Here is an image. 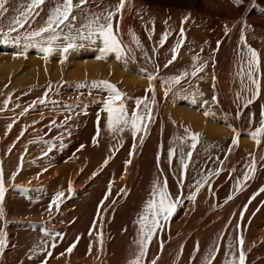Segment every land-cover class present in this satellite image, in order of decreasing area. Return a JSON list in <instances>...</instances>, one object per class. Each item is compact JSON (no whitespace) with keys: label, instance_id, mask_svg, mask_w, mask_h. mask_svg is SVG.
Listing matches in <instances>:
<instances>
[{"label":"bare ground","instance_id":"1","mask_svg":"<svg viewBox=\"0 0 264 264\" xmlns=\"http://www.w3.org/2000/svg\"><path fill=\"white\" fill-rule=\"evenodd\" d=\"M212 2H214V1L213 0H203L202 4L204 6H207L208 8H212V5H213ZM131 3L132 2H130L128 4V6L124 12V17H123V21H122V31H121V37H122L123 41L126 44H128L132 49L131 54H126V56L124 58L126 61H124V60L117 61L115 59L114 55H111L104 60H97L95 57H96V55H98V51L95 47H92V46H90L89 50L94 51V52L90 53L88 51H80V50H83V48H81L80 50H77L75 52L70 53L68 55V59L65 60L63 63L60 62L58 55H54L53 57H50L49 60L47 62H45V60L41 58L42 54L37 49H34V48H29L27 50V58H24V56H22V55H19V56L17 55V53H19L23 50V48L17 49L18 48V47L16 48L17 45L9 43L6 45V48L0 47V84H1V81L5 80V81H3L4 83H2L0 85V99H2L4 101L5 99L8 98L9 93L11 94V97H12L10 100L12 107L10 105H8V108L6 111L5 110L0 111V152H1V155H2V153L5 154V155H2L5 158L4 159L2 157V170H3V181H4V187H5V197H4L2 205H0V207L3 208V215L0 216V230H2L4 232L6 228L7 229L9 228L11 231L10 232L11 235L9 237L8 236L6 237V243L8 246L6 248H4L2 251H0V257L5 258V261L2 264H4V263L13 264L14 262H16L18 260L24 261L23 258H24L25 253L28 252V254H32L31 249L34 246L42 244L43 241H45V240H48L49 244L51 243V240H49V238L46 237L42 231H40L41 229L46 227V226L45 227L43 226V224H45L43 220H46L47 218L50 217V214L48 211H46V209H47L48 203L51 200L52 195L55 192L61 191V192L65 193V197L67 196V193H69L67 191L68 186H69V182H71V185H72L71 195H73V199L75 202L70 203L71 201H73V199L70 198L68 200V201H70L69 203L61 204V206H60L61 214H62L63 210L67 209L68 207H71V208H73L72 210L75 209V211H74L75 214L82 215L81 213H78V211H79V209L77 208V206H78V207H80V209H82V211L85 212L84 213L85 216L84 217L78 216V219L77 220L75 219L76 221H74L72 223L74 218H73L72 214H70V218H73V219L71 220L68 217H67L68 219H66V221L70 220V222L72 223L69 225L70 227L68 226L66 229L60 228L59 230L56 229L54 231L49 230L51 232H62L64 234L65 238L62 241L57 239L56 243L58 245L55 249H51L50 247H48V245H44L45 251L40 252L39 260L37 262L39 263L40 260H44L42 258H44V257L46 258V252L47 251H52L53 254H57L59 251L62 252L66 248V246L69 247L70 243L72 242V240H74L76 235H79V237H80L79 231H82L84 233L85 232L89 233V230H87V228H92V216H94V213L97 211L96 207L98 206L99 202L101 201L100 199L101 198L103 199V197H104L103 194L105 191V183L107 182V180L106 181H104V180L108 175L110 176V174H109L110 170L106 169L107 173H104L105 172L104 171L103 172L104 175H101L98 178H93L92 177L93 167L91 165H90V167L85 165L86 159L81 161L77 157H74V156L72 157V155H68L69 157H67L64 160L63 155H65V153L59 152L61 150V146H60L61 143L57 142V140L54 142L56 144L55 145L56 150L52 149V151H51V152H55L54 156H52V157H54V162H52L51 164L56 166V168H55V170L53 168L51 170L47 169V171H44V169H46L49 166V165H46L47 162H50V160H51L50 157H48V152H45L46 150H44V149L46 148L47 145H51L50 143L53 141L52 137H51L52 133L50 135L48 132H51V129L58 127V125L62 122V120L64 122V120L67 117V114H70L73 117V119H76V121H78V119L82 118L86 124L84 125L83 129L82 128L78 129L75 131V133L70 131V139H68L67 141H70L71 143L72 142L76 143L75 146L79 145L78 142H80L81 144L87 143V142L93 143L92 142L93 137L96 136V134H97V118H98V116L100 118V114H102V112H103L102 108H101L103 106V104H102V100H101V103H99L100 105L96 106V108L95 107L88 108V107H86L87 105H85V104H87V102H89V100H85V102H83V99L82 100L78 99V100H80L78 102L82 104L80 110H83V112L86 113L87 115H85V116L77 115L78 114L77 112L74 115L73 108H75L76 106L74 107L73 103L72 104L70 103L71 105H69L65 102H61L63 99V97H61V95H62V92H61V95L54 94L50 98V102H54V101L55 102L57 101L58 103L60 102L59 103L60 105H58V106L59 107L62 106L61 108H56L54 106L42 108L39 111L40 113L36 116V118L35 117H24L25 114L21 116L20 113L24 110V108L23 109L21 108V105H23L24 103L27 105L30 102V100L36 99V98H34L36 96V88L39 85H41V83L46 82L45 85H47V86L53 85V87L56 89L58 88V85L61 86L62 84L66 83V87H64L61 91H63V94L67 93V95H68V93L72 92L71 89H74L77 85H86V86L93 87L92 86L93 81L108 80L111 83L115 84L120 91L126 93L130 97H144L145 96V89H147L149 86V81L147 80L148 74L152 73V74L158 75L159 78H161L160 76H162V77H164L163 79L166 80L169 76L177 75V74L185 71L188 68L181 70V72H178V68L183 67V66L188 67L189 65H191L190 62L192 61V56L195 55L194 51H193L194 44H196V43H199V44L202 43L201 44L202 46H200V49H203V51L210 52L213 55V57L216 56L215 57L216 62L219 59L221 60L220 61L221 65L218 68V70L221 69L223 66H225L224 61H223V58L225 59L224 52H225L226 48L228 49V47L231 45V44L229 45V41H231L230 39L233 38V36L231 34L232 31L230 34L221 35V31H220L219 27H217L216 25H212V21L211 22L205 21V18L203 17L202 19H200V22H198L196 19H193L192 26L190 25L191 26L190 28H193L194 26H197V25H200V26L206 25V28L208 26H209V28L200 36L191 37L192 41L190 42V47H189V42H186V45L180 50L178 58L176 61H174L175 63L173 64L172 67H170L167 70L165 68H161V66L157 63L155 58L150 57L149 55H147V57L145 56V53H147L149 50V44L148 43H146L143 40V42H145L142 44L144 46L143 48H137L134 43H131V38L129 36V29L131 28L137 35L139 34L138 33L139 27H136L137 24L134 22L136 17L134 16L135 19L131 18L132 17V13H131L132 12V4H133V3L132 4ZM105 5L109 6V4H106V3H105ZM14 6H15V8H17L19 5H14ZM104 7L105 6H100V9H103ZM229 7L233 8V6H229ZM15 8H13V9H15ZM225 9L228 11L227 8H225ZM44 14H46V10H44V12L42 13V16L46 17L47 14L46 15H44ZM256 16H258V15H256ZM259 17H260V15H259ZM259 17H257V18H259ZM259 20H260V18H259ZM138 21H139V19H138ZM190 21H192V19H190ZM180 26L181 25H179L178 31L180 30ZM185 27L188 28V25H185ZM187 32L188 31H186V33ZM188 36L189 37L191 36L190 31L188 32ZM248 38H249V36H248ZM217 40H220L222 43L220 45L219 50L214 53L213 50L217 48ZM255 42L256 41H250L249 40V45H251V46L253 45V48L257 49V51H258L259 44L255 43ZM141 43H142V41H141ZM1 45H3V43H1ZM257 45H258V47H257ZM200 57L204 59L205 54H203V56H200ZM227 59L225 62H227ZM164 61H166V60H164ZM39 63H40V68H39ZM162 63H164V62H162ZM191 63H193V61ZM153 64L160 66V70L158 73L155 72V67L153 66ZM19 65H21V66L19 67ZM145 69L147 71H145ZM215 70L217 71L216 68H215ZM212 73L214 74V71L208 72L207 76L204 74L200 75L201 77H203L202 79L195 78L194 79L196 82L195 85H193V84H191L190 86L187 85L183 89L182 88L178 89L179 85L175 86L173 88V90L171 92H169V95L176 94L177 97L175 98L176 99L175 101L171 100V98L173 99V97H171V96H169L167 99L165 98L166 96L164 95V85L162 84L161 79L154 81L155 93H156V105H155L153 114H155V112L159 108L161 114L160 115L158 114V116L161 117V119H158L156 122L151 123L150 128H149L150 132L148 131L149 135L147 134L145 136V138L146 137H148V138L144 142L145 144L143 145V147L140 149V153L139 154L137 153L138 159H136V160L138 163L143 164L144 170H142L143 168L141 169L137 163L135 165H133V168L131 166L128 167V165L126 168L125 167V161H127V160L124 158V154H125L126 149H124V152L121 153V155H120V157H122L121 161L124 160V162L122 163V166L120 167L119 172L122 171L123 177L126 176L127 172L129 173L130 178H132V177L134 178V176L138 177L139 175H144V174H146L147 176H150V174H151L150 168L156 169V166H157L156 165L157 164L156 154H157L158 147H159V149L164 147L165 151H167V152H168L170 147L175 149V155H174L175 157L174 158H176L178 156L177 160L179 162V155H178L179 154V148L177 147V144L179 143V141L177 140V138L175 139L173 136L178 137V132L181 130L182 131L185 130V128L189 129L191 132L200 133L199 142H201L200 139L203 137H206V141L207 140H209V141H222V140H220L221 138H217V137L225 136L226 137V141H225L226 145H230L229 144L230 140L233 138V136L236 133H234L233 129H231V128L227 129L226 131H224L226 128L222 129V125L224 124V126H227L228 123H225L226 121H224L225 119L223 118L225 112H224L222 94L220 93V89H219L220 85H221L219 83L220 81L218 79L219 75L218 74L216 75V73L213 75ZM221 74L223 75V73H221ZM221 74H220V77H222ZM215 75L217 76L216 77L217 79L214 82L215 83L214 90H215L216 96L218 97V107H216V109H211L210 108L211 97L210 98L208 97L207 89H208V85H210V88L213 87L212 86L213 85L212 77ZM198 80L202 82L201 88L197 87V84L200 83V82L199 83L197 82ZM188 81L189 80H186L185 83ZM5 84L8 85L7 88L4 87ZM26 87H28V88H26ZM96 89L98 90L97 92H100L98 88H96ZM26 90L28 92H30L31 94H27ZM179 91H181V92H179ZM200 93H203V95L201 96ZM20 95L22 96L21 98H20ZM73 95L71 93V96H73ZM94 95H95V93H94ZM148 95H149V97H151V93H148ZM223 95H224V93H223ZM17 97H18V99H17ZM82 97H83V94H82ZM73 98H76V95H74ZM104 98H105V96H104ZM2 100L0 101V108L4 107ZM66 100H67V98H66ZM70 100H71V98H70ZM90 100H91V103L93 105H96L95 104V102L97 100L96 98H91ZM194 100H195V102H193ZM16 101H17V103H16ZM204 101H208V103L205 104ZM26 102H28V103H26ZM70 102H72V101H70ZM75 102L76 101H74V103ZM215 104H217V103L215 102ZM56 105H57V103H56ZM162 105L169 108L170 112L166 113V111L164 110L165 108L161 109ZM225 105H227V104H225ZM128 106L129 107L133 106L132 101H128ZM48 108H51L50 110L60 111V113L57 112V114H56V112H55L54 115H50L48 113V110H49ZM66 110H69L70 113H69V111L66 112ZM205 111H209L210 115H208L206 117L204 115ZM211 113H214V115H212ZM103 114H106V113L103 112ZM163 118H165V120H163ZM58 119L61 120L60 123L57 122ZM13 121H15V123H13ZM53 121H55L56 123L52 124ZM69 121H72L71 118ZM101 121L103 122L104 118ZM101 121H99V126H101L100 125ZM9 124H12L11 130H8ZM70 124H71V122H70ZM78 124H79V121H78ZM72 125H74V123ZM72 125H70L69 127H71ZM77 126H81V123H80V125H77ZM227 128H228V126H227ZM22 129L25 131H24V135L21 136L20 133H21ZM102 129H105V128L100 127V134L97 137L98 147L93 148L94 150H98L100 144H102V142L104 141V140L102 141L100 139V137L103 134ZM69 130H70V128H69ZM236 130L238 131V129H236ZM52 132H53V130H52ZM62 132H63V130H62ZM54 134H55V132L53 133V136H54ZM241 134H243V133H241ZM64 136H65V134L63 135V137ZM185 136L187 137L186 134H185ZM185 136H183V137H185ZM109 137H111V136H109ZM245 137H244V135H240V137H239L240 138L238 140V144L240 146V148L238 149V151L240 150L239 155L240 154L246 155L247 153L250 154V153L255 152V151H256L255 154H257V151L259 154L260 153L264 154V146L257 149L255 147L256 146L255 142L249 136L246 138ZM185 139H187V138H185ZM215 139H217V140H215ZM32 141H36V142H32ZM45 141H47L48 143H45ZM185 141L187 144L188 143L191 144L190 139L185 140ZM227 141H228V143H227ZM63 142H62V144H63V147L65 148V145ZM199 142H198V144H199ZM103 143L105 144V142H103ZM198 144H197V146H198ZM254 144H255V146H254ZM139 145H140V143H139ZM221 147H223V146H221ZM10 148H11V151H9ZM76 150L77 149H75L74 152H76ZM218 151H217V153H218ZM56 152H59V153H56ZM100 152H101V150H100ZM204 152H205V150H204ZM45 153H47V155H45ZM234 154H236V157H234V159H235V158H237L238 153L237 152L233 153V151L231 150L228 158L224 161L225 163H224L223 169L229 168L228 165L233 163L231 158ZM21 157H22V160H21ZM65 157H66V155H65ZM195 157H196V155H195ZM244 157L245 156L239 157V160H241V162H243V163L246 160ZM200 159H202V158H200ZM197 160H198V158H197ZM236 160H235V163L236 162L239 163ZM88 162H87V164H88ZM18 166H20L19 170H18ZM36 167L40 168V170H38ZM232 168H230V170L227 169L229 172L225 171V173L227 172L228 174H230L229 180H231V181L233 178L232 175H234V172L231 171ZM234 168H235V166H234ZM139 169H140V171H139ZM82 170L84 173H82ZM262 170L256 175L257 176L256 180H255L256 183L253 184L252 186L250 185V189H248L247 193L254 192V190L259 185H261V187H263V185H264V169H262ZM16 172H18V174L13 178V173H16ZM236 172H238V171L236 170ZM236 174H237V176L240 175V173H236ZM224 177L226 178V174ZM214 178L215 177H213V179ZM225 178H222V179H225ZM127 179H128V177L126 178V180ZM217 179H218V177H217ZM235 180L236 179L233 178V181H235ZM83 181H85V183L87 181V183H91V184H90V187H87L84 190H81V193H87L88 195L84 196L83 194H81V198H80L81 204H79V203H77L78 202V196L77 195H79V191L76 192V190H78L79 187H81L80 183H83ZM151 183H152V181H151ZM253 183H254V181H253ZM216 184H218V183H216ZM246 184H247V182H246ZM138 185L139 184L137 183V186H136L137 188H138ZM121 186H120V188H121ZM25 189H27L28 191H24ZM41 189H43V191H41ZM207 189L205 190V192H200V194L197 196L194 208L197 209L200 206L203 207L201 200H205V199L206 200H205L204 204H206V202H207V203H210L211 207H213L214 203L212 200L216 199V197H217V199H219L218 196L220 197V195H222L220 193V191H222L223 189L220 188L217 192L214 191L216 194L213 195V193H211V202H209L208 201L209 196L207 197V193H206ZM131 190H132V188H131ZM250 195H252V194H250ZM198 197H200V198H198ZM246 197H247V195H246ZM246 197L244 199H246ZM106 201L107 200H105V202ZM239 202H241V201H239ZM239 202H238V204H239ZM238 204H236V205H238ZM241 205H242V203H241ZM235 206L233 205V207H231V208L230 207L226 208V212H224V213H226L225 215L227 216V222L226 221L223 222L224 221V218H223L222 221H220L218 223L215 222L216 224L212 228H200L199 231L195 232L192 235V237H189V238H187L188 232L191 229L194 230L195 228H193V227L188 228V229L186 228V230H184V233L182 231L183 235L177 237L173 242L168 243V245L164 246V251L162 253L161 259L159 260V264H165L166 261H169L167 259L169 258L170 254L173 253V250H174V248L171 247L172 244L180 245V247H181V245H183L184 250L182 252V258L184 259L187 255L185 250L187 248H190L192 245L194 246L196 244L194 242L198 240V237L200 235H202V237H200L201 238V249H200V254H199L197 260H199V257H201V259H202L203 256L206 254V251L214 243H218V242H220V245H221L220 253H219L220 255H218L219 256L218 259H219V261L225 260L226 257H223L222 255H224V253L227 251L228 244L233 243L235 241V237L237 236L236 234H238V233H236L237 229L235 228L236 217H234L235 219H233L232 223H229L230 217L232 215L236 216L235 212H237L236 211L237 207L235 208ZM71 208H69L70 210L69 209L68 210L71 211ZM54 209H55V206H53V210ZM119 209H116L113 212L114 214L116 213L115 217L117 215L119 216ZM195 210H194L195 215L201 217L200 214H196ZM262 210H264V206L262 207ZM206 211H207V208H206ZM208 212H211V211H208ZM261 212L262 211L260 210L259 213H261ZM129 213H130V211H129ZM63 216H62V219H63ZM256 216H260V215H256ZM29 217H32L31 218L32 220L34 219L37 221H41V222H38L40 224H36V223L31 224L28 220ZM256 218H258V217H256ZM256 218L254 217V219L250 223L249 228H246L248 226V219L244 220L245 222L243 221L245 223V224L243 223L244 226H243V224L241 225V227H244L242 232H243L244 240H245V244H244V246H245L244 250L245 251L247 249H249V247L251 245L256 244L259 241L264 239V233L258 234L257 233L258 230L256 231V228H250L253 225H256ZM7 219L8 220L11 219V221L13 220V222L9 221V223H8ZM50 221L53 222L52 220H50ZM57 221H60V219L55 218L53 223H55ZM66 221H64L63 223H65ZM113 223H115V225H118L117 221H115V219L113 220ZM189 224L191 225V223H189ZM227 225H229L230 228H225ZM50 226H53V228H59V224H57L58 227L54 226L53 224H50ZM229 226H227V227H229ZM204 229H206V231ZM116 230L117 229H115L114 231H116ZM203 230L205 232H202ZM86 233H85V235H86ZM221 233H225V235H224L223 239H218V237L221 236ZM74 234H75V236H74ZM114 234L117 235V238L115 240V243L111 246V249L109 251L107 264H127V261L131 258V256H130L131 254L129 252L130 249L128 247H130V248L133 246L135 247V245L131 246V244L128 243L129 246H127L128 244L125 245L126 250L128 249V251H126L124 247H123L124 248V250H123L122 246H121L123 243V240H122V243L120 242L122 237L116 233H114ZM259 235H261V236H259ZM203 236L206 238H204ZM124 238H125V236H124ZM182 238H184V240H182ZM84 239H85V237H82L80 249H83L84 246L86 247V245H85L86 241ZM95 240L97 241V239H95ZM131 240L132 239H130V241ZM60 248H62V249L58 251V249H60ZM175 249H178V248L175 247ZM180 249L178 250V253H180ZM102 252H104V251H102ZM158 252H159L158 243L154 242V245L152 246L151 250L149 248V253H148V259L150 258L149 262L151 261L152 258H154V256ZM189 252L190 251H188V253ZM260 252H264V245H262V247L260 249L257 248L255 251L252 252V254L247 256L248 260H251ZM62 253H64V251ZM59 256H61V255L59 254ZM52 258H53V256H52ZM52 258L50 257V259H52ZM65 258H66V256H65ZM49 260H47V263L52 264V262H51L52 260H50V261ZM176 260H178V259H176ZM192 260H194V259H192ZM197 260H194L192 264H200L199 261H197ZM262 260L263 261L259 264H264V259H262ZM87 261H88V259H87ZM178 261H179L178 264H185V262L182 260H178ZM188 261H190V260H188ZM63 263L66 264L65 261ZM218 263L223 264L222 262H218V261H217V263H214V264H218ZM25 264H27V263H25Z\"/></svg>","mask_w":264,"mask_h":264},{"label":"rangeland","instance_id":"2","mask_svg":"<svg viewBox=\"0 0 264 264\" xmlns=\"http://www.w3.org/2000/svg\"><path fill=\"white\" fill-rule=\"evenodd\" d=\"M213 1L214 2H212V4H213L212 8H208L207 6H204L202 4L203 0H132L131 2L133 4L131 3L132 4V12H131L132 13V17L131 18L135 19V17H136L134 22L137 24L136 27H139L138 28V30H139L138 36H140L139 38L141 39L142 44L145 43V42L149 44V50H148L147 54L150 57L155 58V60L161 66V68H164L163 65H164V63H166L167 59H171V51L170 50H171V48L173 47V45L176 43V41L178 39V33H179L178 28H179V25H180V21H181V19L184 16L188 15L189 13L191 14L192 21H189L188 24H186V25H188V28L185 27L186 31H188V32L190 31V33H191L190 37L188 36V32L186 33V36H187L186 42H189V47H190V42L192 41L191 37H193V36L198 37L201 34H203L209 28V26L206 28V25H201V26L197 25V26H194L193 28H190L192 26L193 19H196L198 22H200V19H202L204 17L205 21H207V22H211L212 21V25H216L217 27H219V29L221 31V35H223V34L225 35L226 26H227L228 34H230L231 31H232L231 34H232L233 38L230 39L232 42L229 41V45L230 44L231 45L228 47V49L226 48V50L224 52L225 59L223 58V61H224V65L225 66H223L221 69L218 70V68L221 65L220 64V61H221L220 59L216 62L215 61L216 60V58H215L216 56L215 55H214L215 57H213V55L210 52H208V51H203V52L200 51L201 50L200 46H202L201 45L202 43L194 44L193 51H194V54L199 53L200 56H203V54H205L204 59L203 58L202 59L209 61L208 66L205 68L203 73L199 74V76L203 75V74L207 76L208 72H210V71H212V72L214 71V74L216 73V75L217 74L219 75L218 79L220 81L219 83L221 84L219 89H220V93L222 94L223 106H224V112H225L223 118L225 119L224 121H226L225 123H228V125H227L228 128H227V126H224V124H223L222 125V129L226 128L224 130V131H226L229 128H231V129L235 128V129H238V132L240 133V135H244V137L247 135L246 137H248L249 136L248 132L250 130H254L255 127L259 126V121H260V118H261L260 117V113H261V110H262V106H264V79L261 80V83H262V95L254 104L250 105L248 108H243L242 107V105L244 103L243 99H241L239 101V103H237V101H236V93L238 91H241L240 79L236 75V73L238 72V51L243 50V45L240 43V36H241L242 33L245 35L247 45H249V40L250 41H256L255 43L259 44V47H258V45H257V47H258V53L260 54V57H261V72L264 73V27H263L264 26V0H241L240 4H235L233 2V0H213ZM24 2H25V0H11V3L8 5L10 11H9V13L6 14V16H5L4 20H3V24L4 25H7L9 17L15 15V13L13 11H11V9L15 8L14 5H20V4L24 3ZM98 2H99L100 6H105L106 7V5H105V3H106V4H109V6H113L114 7L118 3V0L117 1L116 0H98ZM229 6H233V8L229 7ZM51 7H53V3L50 0L49 3H47V4L42 6L41 16H42V13L44 12V10H46V14H47L49 8H51ZM91 7L93 9L95 8L97 10V5L96 4H92ZM225 8H227L228 11ZM46 14H44V15H46ZM256 15H258V16H256ZM259 15H260V17H259ZM141 17H142V19H141ZM169 17H171V19H168ZM257 17H259L260 20ZM44 18H46V17H44ZM138 19H139V21H138ZM165 20H168L167 24L164 23ZM151 21L155 22V33L152 35V39L149 40L148 39L149 32L152 29ZM40 22L42 23V20ZM166 28L169 29L173 34L169 36V38H168L167 42L165 43V45L163 47H160L159 46V39H160L161 34L165 31ZM146 29H148V31H146ZM248 36H249V38H248ZM143 40L145 42H143ZM6 45L7 44L1 45V43H0V47H2V48H6ZM249 46H251V45H249ZM251 47L253 48V45ZM16 48L19 49V48H22V46H16ZM89 48H90V46H86L85 48H83V50H80V49H78V50H80V51H88L90 53L94 52V51H90ZM153 48L156 49V53L152 52ZM255 50H257V49H255ZM226 59H227V62H225ZM164 60H166V61H164ZM124 61H126V60L124 59ZM162 62H164V63H162ZM191 62H190V64L192 65ZM173 64L170 65L167 69L172 67ZM191 65H189L188 67L187 66H183V67L178 68V72H181V70H183L185 68L189 69ZM20 66L21 65H19V67ZM153 66L155 67L156 64H153ZM39 68H40V63H39ZM215 68L217 69V71L215 70ZM221 73H223V75ZM220 74H221L222 77H220ZM216 75H215V77H217ZM160 77L161 78H159V80L160 79H161V81L165 80V79H163L164 77H162V76H160ZM194 79L195 78L189 77L188 80H190L191 83L189 81L185 83L186 80L182 81L181 82L182 84L179 85L178 89H181V88L183 89L187 85L190 86L191 84L195 85L196 82H195ZM3 81H5V80H3ZM3 81H1V84L4 83ZM197 82L198 83L200 82L199 84H197V87L201 88L202 82L199 81V80ZM45 83L46 82L41 83V85H39L36 88V96L34 98H36L37 100L36 99L30 100L29 103L26 102V103H28L27 104L28 106L24 103L23 105H21V108L25 109L26 107H29V105H31L33 101H35V100L38 101L39 98L44 97V93L45 92H47L46 102L44 104L37 103L35 108H29V112H26L25 113L26 116L24 115V117H35L36 118V116L40 113L39 111L42 108H46V107H50V106H54L56 108H61L62 106H60V107L58 106V105H60L59 104L60 102L59 103L57 101L56 102L54 101L55 103L54 102H50V98H51L52 95H54V94L61 95V92H62L61 97H63L61 102H65V103H67L69 105H71L73 103V106L74 107L76 106L75 108H73L74 115L77 112L78 113L77 115H81V116L82 115L85 116L87 114L84 113L83 110H80L82 104L78 102V101H80L78 99H81V100L83 99V102H85V100H89V102H87V104H85V105H87L86 107H88V108L95 107L96 108V106L100 105L99 103H101V100H102V104H103V100H105L107 98V96H108V93L106 92V90H104L102 88H98L100 92H97L98 90L95 87H90V86L83 85L82 87H77L76 86L75 87L76 89L74 88L75 90L71 89L72 90V92H71L72 95L73 94L76 95V98H73L74 95L71 96V93H68V95H67V93H64L65 94L64 95L63 91H61L64 87H66V83L62 84L61 86L58 85L57 89L54 88L53 85H51V87L49 88V86L45 85ZM26 88H28V87H26ZM181 91H179V92H181ZM93 92L95 93L96 96L94 95ZM26 93L27 94H31L27 90H26ZM223 93H224V95H223ZM82 94H83V97H82ZM207 95H208L209 98L211 97L210 108L211 109H216V107H218V103L215 104V102L214 103L212 102V96L216 95L214 87L210 88V85H208ZM242 95H243V93H242ZM104 96H105V98H104ZM169 96L173 97V99L171 98V100H173V101L176 100L175 99L177 97L176 94H173V95H169L168 94V96H166L165 98L167 99ZM21 97L22 96L20 95V98ZM66 98H67V100H66ZM70 98H71V100H70ZM91 98H96L97 99L96 102H95L96 105H93L91 103V100H90ZM17 99H18V97H17ZM1 100L2 99H0V101ZM70 101H72V102H70ZM74 101H76V102L74 103ZM2 102H3V100H2ZM16 103H17V101H16ZM56 103H57V105H56ZM132 104H133V102H132ZM225 104H227V105H225ZM9 105L12 107L11 103ZM163 106L164 105H162L161 109L165 108L164 110L166 111V113L170 112L169 108H167L166 106H164V107ZM48 109L47 110H48V113L50 115H54L55 112H56V114H57V112L60 113V111L50 110L51 108H48ZM68 111L69 110H66V112H68ZM238 112L240 113V117L239 118H237V113ZM69 113H70V111H69ZM253 113L255 114V120H254V122L252 124H250L249 123V117H250V114H253ZM158 114L159 115L161 114L159 108L154 114V116H155L154 117V122H156L158 119H161V117H159ZM67 117H71L72 121H69L70 119L69 120L67 119V122H65L66 121V119H65L64 122L62 120V122L60 123L61 120L58 119L59 121L57 120V122L60 123L58 125V127L54 128V129H51V132H48L50 135L52 133L51 137H52L53 141L50 143L51 145H47L46 148L44 149V150H46L45 152H48V157H50V159H51L50 162H47L46 165H49V166L46 169H50L51 170V169L54 168V170H55V168H56V166L51 164L52 162H54V157H52V156H54L55 152H51L52 150L49 151V147H51V149H53V150H56V147H55L56 144L54 142L56 140L59 143H62L64 141L63 143L65 145V148L61 147V150L59 151V152H64L65 153L66 157H65V155H63L64 156V160L67 157H69L68 155H72V157L73 156L77 157L81 161L86 159L85 160V165H87L88 167H90V165H91L93 167V173H97V175L94 176V177L92 175L93 178H98L99 176L104 175V173H107L106 169L110 170L109 171L110 176L108 175L105 178V180H104V181L107 180V182L105 183V191H104L103 196L107 192L110 182L112 184V189H111V195H110L109 199H107L106 202L104 201V209H108V211L104 212V210L101 209L102 210L101 212L103 213L104 220H105V223L103 225V239H104V243H103V250H102L104 252H102L100 250V244H99L98 240L97 241L95 240L96 239L95 235L90 237L89 233L85 232L86 233V235H85L84 232L79 231L80 232V239H79V241L77 243V246L74 248V250H73V252L71 254H68L66 252V249L68 248V246H66V248L63 250L64 251V255L59 256V254H61L63 252V251L62 252L59 251V250L62 249V248H60V249H58V251L60 253L58 252L57 254H53V258L51 257L52 259H50V258L49 259L52 260L51 261L52 264H64L63 263L64 261H65L66 264H107L108 263L107 259H108L109 251L111 249V246L115 243V240L117 238V235H115L114 233H116V234H118V235H120L122 237L120 242L122 243V240H123V243L121 245L123 250H124V248L126 250V246L125 245H127L128 243L131 244V246L134 245L133 244V240L136 237V232H137V225L134 223V221L137 219L138 213H140L142 211V206H143L144 202L146 201V199L149 196L151 185H152L151 181L153 182V180L157 177L158 168H157V166H156V169H153V168L151 169L150 168V171H151L150 176H147L146 174H144V175H139L138 177L134 176V178L133 177L130 178L129 173L127 172L126 176L123 177L122 176V171L119 172V169L122 166V163L124 162V160L121 161L122 157H120L121 153L124 152V149H126L125 150V154H124V158L126 160H129V158L132 160V163L129 164L128 167L131 166L133 168V165H135L137 163L138 166H140L141 169L143 168V164L138 163L137 160H136V159H138L137 155L140 153V149L145 144V143H143V145H139V135H143V133L138 134V137H137V139L135 141V143L137 144V147L135 149V153L136 154L134 153V155L132 157H129V152L132 150V145H133V142H134L130 131H125V132L119 133V134H115V133L109 132L108 129H107L106 120H105L107 118V114H103V112H102V114H100L99 121H101L104 118L105 122L101 121L100 122V125H101L100 127H103L105 129H102V133L104 135L102 134L100 139L102 141L104 140L103 142H105V144L102 142V144H100V146H99V149L98 150H94L93 148H97L98 144L94 145L91 142H87V143L81 144L80 142H78L79 145L75 146L76 143L72 142L73 143L72 144L70 141H67L68 139H70V131L75 133L76 130L81 129V128L83 129L84 125L86 124L83 121L82 118L78 119V121H79V124H78V121H76V119H73V117L70 114H67ZM163 120H165V118H163ZM70 122H71V124H70ZM72 122L74 123V125H72L73 124ZM80 123H81V126H77V125H80ZM233 123L234 124L236 123V124L234 125ZM70 125H72V126L69 127ZM229 125H231V127ZM69 128H70V130H69ZM52 130H53V132H52ZM62 130H63V132H62ZM54 132H55V134L53 136ZM184 132H185V130L179 131L178 132V137H182L184 139L187 138L185 140H188L189 138L185 136L186 133H184ZM241 133H243V134H241ZM64 134H65V136L63 137ZM240 135H239V137H240ZM109 136H111V137H109ZM183 136H185V137H183ZM173 137L175 139L177 138V136H173ZM147 138L148 137L144 138V142L147 140ZM217 138H221L220 140H222V141H209V140L206 141V137H203V138L200 139L201 142H199L198 146L193 151L192 162H191L190 167L188 169L187 178L185 180V187L181 190L183 192V194L186 195L189 191H191L192 189H190L188 187V185L193 184L195 179H198L200 175L206 174L207 170L216 169V168H219V167H222V169H223V166H224L225 162L221 166L220 164L217 163V161L218 160L225 161L226 160L225 156H227V157L229 156V149L230 148L233 151V153L237 152L238 156L235 159H234V157H236V154H234L232 156L231 159H232L233 163L230 164L231 166L228 165L229 168H227V169L230 170V168H232V167L234 168V166H235V169L238 172L235 171L234 175H232V176L235 179L238 177V178H240L242 180L243 172L246 170V169H244L245 168V162H247L249 160V154L247 153L246 155L245 154L244 155H241V154L239 155V151L240 150L238 151V149L240 148V146L238 144V146L233 147L231 145V140L232 139L230 140V143H229L230 145H226V143H225L226 137L225 136H219ZM215 140H217V139H215ZM261 140H262L261 146H257V145L255 146V144H254V146L257 149L264 146V137H261ZM227 143H228V141H227ZM190 145H191L190 143H188V144L185 143L184 144L185 152H187L189 150ZM220 145L223 146V147H221ZM81 146H83V147H81ZM116 148L118 149V151H114ZM75 149H77L76 152H74ZM100 150H101V152H100ZM204 150H205V152H204ZM217 151H218V153H217ZM59 152H56V153H59ZM158 153L160 154V168H162L164 173L167 174V180H168L170 191H171V193L176 194L177 193L176 176L178 175V172H179V162L177 160L178 156L173 159V163H172V165L170 167L169 163H168V155H167L168 152L165 151V148L163 147V148L159 149V147H158L157 154ZM255 153H256V151L252 152L251 154L256 155ZM157 154H156V158H157ZM257 154L260 155V156H264V154H261V153L259 154L258 151H257ZM2 155H5V154L2 153ZM2 155H1V152H0V168H2V157L4 158V156H2ZM174 155H175V153H174ZM195 155H196V157H195ZM241 156H245L244 158L246 160L244 161V163L241 162V160H239V157H241ZM197 158H198V160H197ZM200 158H202V159H200ZM106 159H108V161H109L107 165L104 164V161ZM235 160L238 161L239 163L236 162L237 163L236 164ZM86 161L87 162L89 161L88 164H87ZM36 168L38 170H40V168H38V167H36ZM261 168L264 169V162H261V163H259L257 165V171L255 172L253 177L250 180L247 181V184L244 185L245 186L244 190L240 191L238 193H236L234 191V185H235L236 180L233 181V178H232V181L229 180L230 174L227 173L229 171L227 169H223L220 172L219 176H213V177H215L214 179L212 177V179H211L212 191L211 192L207 189V186L204 189L201 190V192H205V190L207 189V191H206L207 197L209 196L208 201L211 202V193H213V195H214V194H216L214 191L217 192L220 188L223 189L222 191H220V193L222 195H220V197L218 196L219 199H217V197H216V199L212 200L215 207L214 206L211 207L210 203H207V202H206V204H204L205 200H206L205 199V200H201L203 207L200 206V207L197 208L198 209L197 210L196 208H194L195 207V203L187 201V199H185L183 205L177 209L176 213L171 218V220L168 223V225L166 226L165 230L163 232L158 233L157 237L154 238V242L158 243V246H159L160 241L162 240L164 242V246H165V245H168V243L173 242L177 237L183 235L184 230H186V228L187 229L188 228H192V227L195 228L194 230L191 229L188 232L187 238H189V237H192V235L195 232L199 231L200 228H212L216 223L222 221L223 218H224L223 222H225V221L227 222V216L225 215L226 213H224V212H226V208H229V207L231 208V207H233V205L235 206L236 204H238L239 201H241V202H239V204L235 206V208L237 207V209H236L237 212H235L236 216L232 215L230 217L231 223H232L233 219H235L234 217H236L235 225L237 223H240L242 225L245 222L244 220L248 219V226L246 228H249L250 223L252 222L254 217L255 218L258 217V218H256V225H253L254 227L252 226L250 228H256V231L258 230L257 231L258 234H263L264 233V212H263L264 210H262V207L264 206V193H260L259 195H257L256 198L253 199L250 204H248L249 198L252 197L254 193L258 192V190L261 188V185H259L257 187L258 189L256 188L254 190V192L247 193L248 189H250V185L252 186L253 184L256 183L255 182L256 177H257L256 175L262 170ZM232 169H231V171H232ZM142 170H144V168ZM139 171H140V169H139ZM225 171H227V172L225 173ZM82 173H84L83 170H82ZM236 173H240V175L238 174L239 176H237ZM225 174H226V178L224 177ZM127 177H128V179L126 180ZM217 177H218V179H217ZM222 178H225V179H222ZM253 181H254V183H253ZM137 183L139 184L138 188L136 187ZM216 183H218V184H216ZM90 184L91 183H87V181H86V183H85V181H83V183H80L81 187H79V189L76 190V192L79 191V195H77L78 196V202L77 203L81 204L80 203L81 202V200H80L81 194H83L84 196L88 195L87 193H81V190H84L85 188L90 187ZM119 185L121 186V188H125L127 190V195H124V194L118 195V193H120V189H121ZM263 187H264V185H263ZM131 188H132V190H131ZM229 194L233 195L234 198L232 200L228 201L227 203H225V200H226V198H227V196ZM250 194H252V195H250ZM246 195H247V197H246ZM69 196H70L71 199H73V195L67 193L66 197H69ZM245 197H246V199H244ZM70 198L65 199V202L62 203V204L69 203L70 201H68V200ZM198 198H200V197H198ZM114 200L116 201L115 204L112 203ZM74 202L75 201L73 199V201H71L70 203H74ZM241 203H242V205H241ZM245 204H247L248 207H247V211L244 213V218L245 219L241 220L239 214L243 210ZM109 205H111V207H109ZM69 208H71V207H68L67 209L63 210L62 214H61V211H60L61 209H59L60 212H56V210L54 209L53 212H52L53 214H51V217L53 219L52 218L50 219V217H49L46 220H43L44 223H45V224H43V226L44 227L46 226L45 228H48V230H51V231H54L56 229L59 230L60 228L66 229L70 224H72L74 221H76L78 219V216H80V217H84L85 216V214H84L85 212L82 211V209H80V207L77 206V208L79 209L78 213H81L82 215L75 214V212H74L75 209L72 210L73 208H71V211H69L70 210ZM206 208H207V211H206ZM96 209H97V207H96ZM116 209H119V216L117 215L115 217L116 213L114 214L113 212ZM194 210H195L196 214H200L201 217L195 215ZM260 210L262 211L261 213H259ZM129 211H130V213H129ZM208 211H211V212H208ZM96 213H97V211L94 213V216H92V226H93V220L96 218ZM70 214H72L74 219L70 218ZM61 215L62 216L64 215L63 219H62ZM256 215H260V216H256ZM67 217L69 219H71V220L73 219L72 223L70 222V220L66 221V219H68ZM31 218L32 217L28 218V220H29V222L31 224H35V223L36 224H40L38 222H41V221H37V220H34V219L32 220ZM55 218H59L61 222L57 221V222L53 223ZM114 219H115V221H117L118 225H115V223H113ZM50 220H52L53 222H51ZM7 221H8V223H9V221L13 222V220L11 221V219L10 220L7 219ZM64 221H66V222L63 223ZM189 223H191V225ZM50 224H53L56 227H58L57 224H59V228H53V226H50ZM244 224H243V226H244ZM227 226H229V225H227ZM225 228H230V226L229 227H225ZM243 228L244 227H242V229ZM90 229L91 228H87V230H90ZM115 229H117V230L114 231ZM124 229H126V231H124ZM204 230L206 231V229H204ZM204 230L202 232H205ZM182 231H183V233H182ZM4 232H5L6 237L7 236L9 237L11 235L10 234L11 231H10L9 228L8 229L6 228ZM189 233L190 234L192 233V234L190 235ZM236 233L239 234L238 230H236ZM238 234H236V235H238ZM242 235H243V232H242ZM74 236H75V234H74ZM77 236H79V235H76L74 240H72L71 243H73L76 240ZM124 236H125V238H124ZM259 236H261V235H259ZM82 237H85L84 240L86 241V244H85L86 247L84 246L83 249H80L81 248L80 245H81ZM200 237H202V235H200L198 237V240L195 241L194 243L197 244V242H199L200 249H201V238ZM129 238L132 239V240L130 241ZM204 238H206V237H204ZM243 238H244V235H243ZM182 240H184V238H182ZM154 242L152 243L153 245H154ZM218 243L220 244V242H218ZM129 244L127 246H129ZM196 244L194 246L192 245L190 248H187L185 250V252L187 254L186 257H185L186 259L185 258L183 259L182 258V254L180 255V253H178V250L181 248L180 245L172 244L171 247L174 248L173 253L170 254L169 258L167 259L169 261H166L165 264H168V263L169 264H178V262H179L178 260L184 261L185 264H189V263L192 264L194 260L198 259V256L200 254V251L198 253L193 251L194 247L196 246ZM89 245H91V248H92L91 253H90L91 255L89 254V251H88L89 250ZM151 245H150V250H151V248L153 246V245L152 246ZM262 245H264V239L259 241L256 244H253L251 246L249 245L250 246L249 249H247L246 251L244 250L245 253H246V262H245V264H259V263H261L263 261L262 259H264L263 258L264 257V252L258 253L251 260H248V257H247L250 254H252V252L255 251L257 248L260 249L262 247ZM175 247H177L178 249H175ZM128 248L130 249V251H129L130 254H132L134 252V250H135L134 246L131 247L132 249L130 247H128ZM126 251H128V249ZM188 251H190V252L188 253ZM208 251H209V249L206 251V253ZM227 251H228V249H227ZM29 255H32V254H28V252L25 253L24 258H23L24 261L23 260H18L16 262H14L13 264H25V263L34 264L35 262H36L35 264H41V262L43 261V260H40L39 263L37 262L39 260V255H36L37 257L33 256V259L29 260L28 259ZM178 255H179V258H178V260H176L177 259L176 257ZM58 256H59V258L61 260L59 258L58 259L56 258ZM65 256H66V258H65ZM222 256L225 257L224 255H222ZM193 258H194V260H192ZM42 259H45V257L42 258ZM49 259L47 258V260H49ZM87 259H88V261H87ZM149 259L147 257V259H146L147 261L145 262V264H149L150 263ZM229 259H230V257H229ZM188 260H190V261H188ZM201 260H202L201 257H199V260H197V261H199V263L201 264ZM4 261H5V258H1L0 257V264H2ZM217 261L223 263L224 260L219 261V259L217 258ZM217 261L215 260L213 262V264L217 263ZM4 264H9V263H4Z\"/></svg>","mask_w":264,"mask_h":264},{"label":"snow or ice","instance_id":"3","mask_svg":"<svg viewBox=\"0 0 264 264\" xmlns=\"http://www.w3.org/2000/svg\"><path fill=\"white\" fill-rule=\"evenodd\" d=\"M50 0H25L24 3L20 4L17 8L11 9L15 15L8 18L7 25L3 24V20L10 9L8 5L11 0H0V43L3 44H14L21 46L23 50L17 55H22L27 58V50L29 48L37 49L42 54V59L47 62L50 57L58 55L60 62L63 63L68 59V55L78 49L84 48L86 46L95 47L98 51L96 55L97 60H104L111 55H114L117 61L124 60L126 54H131V47L126 44L122 37V21L124 17V12L131 2V0H118V3L113 6H106L100 9L98 0H51L53 7L49 8L46 18L41 16L42 6L49 3ZM235 4H240L241 0H233ZM96 4L98 10H94L91 5ZM142 19V17H141ZM168 19H171L169 17ZM191 14L184 16L180 21V30L178 33V39L176 43L171 48V59H168L164 63L163 67L167 69L170 65L177 60L180 50L186 45V28L185 25L190 21ZM42 20V23L40 22ZM152 29L149 32L148 39H152V35L155 33V22L151 21ZM165 24L168 20H165ZM148 31V29H146ZM15 34V35H13ZM173 33L169 29L161 34L159 39V46L163 47L167 42L170 35ZM228 34L227 26L225 28V35ZM129 36L131 38V43H134L137 48H143L139 36L130 28ZM221 41L217 40V48L213 50L215 53L219 50ZM240 43L243 45V50L238 51V72L236 75L240 79L241 91L236 93V101L239 103L241 99L244 100L242 105L243 108H248L250 105L254 104L262 95V83L261 80L264 79V73L261 72V57L257 50L253 49L251 46L247 45L245 35L242 33L240 36ZM201 52L203 49L200 50ZM153 53H156V49H152ZM147 53L145 56L147 57ZM192 65L189 69L177 74L169 76L166 80L162 81L164 85V95L167 96L169 92L177 85H181V82L191 78L203 77L199 76L203 73L205 68L208 66L209 61L203 60L199 53L192 56ZM160 66H155V72L158 73ZM47 71V70H46ZM145 71H147L145 69ZM159 76L149 73L147 80L149 81V86L145 89L144 97H130L126 93L120 91L118 87L108 80L93 81L92 86L95 88H102L106 90L108 96L103 100L102 111L107 114L106 126L109 132L119 134L125 131H130L133 138L132 150L129 152V157H132L135 153L137 144L135 143L138 134L139 143L143 145L144 138L147 135L150 125L154 122V108L156 105V93L154 81L158 80ZM215 76L212 77L213 87H215ZM191 83V81L189 80ZM83 85H77V87H82ZM5 88L8 87L7 84L4 85ZM51 85H49V88ZM148 93H151L149 97ZM243 93V95H242ZM202 96L203 93H200ZM47 92L44 93V97L39 98L38 101H33L29 107L25 108L20 115H24L29 111V108H35L37 103L44 104L46 102ZM11 94L9 93L8 98L3 101V108L0 111H4L8 108L9 102L11 100ZM128 101L133 102V107L129 108ZM212 101L218 103V97L216 95L212 96ZM195 102V100L193 101ZM205 104L208 101H204ZM214 115V113H211ZM204 115L207 117L210 115L209 111H205ZM240 117V113H237V118ZM259 126L255 127L254 130L249 131L250 138L255 142L257 146L262 143L261 137H264V106L260 113ZM71 117H66L70 119ZM255 120V114H250L249 123L252 124ZM65 121V122H66ZM15 123V121H13ZM56 122L53 121L52 124ZM231 127V125H229ZM12 124L8 125V130H11ZM25 130H21L20 135H24ZM234 133H236L232 140L231 145L233 147L238 146V140L240 133L233 128ZM185 133L187 137L191 140L190 148L187 152L184 150L185 139L182 137H177L179 143L177 147L179 148V172L176 176L177 180V193L173 194L170 191L167 174L164 173L163 169L160 168V154H157V168L158 175L153 180L150 193L146 201L142 206V211L138 213L137 219L134 223L137 225L136 237L133 240L135 245V251L131 254V258L127 261V264H145L148 257L150 245L153 243L154 238L157 237L158 233L163 232L170 222L171 218L176 213L177 209L181 207L187 199V201L195 203L198 194L206 186L208 190L212 191L211 179L213 176H219L220 172L223 170L222 167L216 169L207 170L206 174L200 175L198 179H195L193 184L188 185L191 191L186 195L181 191L185 187V180L187 178V172L192 162L193 151L196 149L199 142L200 133L191 132L189 129L185 128ZM7 134V133H6ZM100 134L99 126V116L97 118V134L93 137V144H98L97 137ZM36 142V141H32ZM45 143H48L45 141ZM63 147V144L60 145ZM83 147V146H81ZM49 147V151H51ZM11 151V148L9 149ZM114 151H118L115 149ZM231 148L229 149V153ZM175 149L169 148L168 150V163L171 167L174 159ZM47 155V153H45ZM228 157L225 156V159ZM22 160V157H21ZM108 159L104 161V164H108ZM264 162V156L258 154H249V160L245 162V171L243 172L242 180L236 178L234 185V191L236 193L244 190V185L248 180H250L255 172L257 171V165ZM132 160L129 159L125 161V167L131 164ZM218 164L223 165V160H218ZM18 166V170H19ZM47 171V169H44ZM233 172L236 171L235 168L232 169ZM18 174V172L13 173V178ZM97 173H93V177ZM112 184L109 183L108 190L105 193L103 199L99 202L97 206L96 218L93 220V226L89 230V235L96 236L100 244V250H103V225L105 223L104 212L108 209H104V201L109 199L111 195ZM24 191H28L25 189ZM43 191V189H41ZM69 194L72 193V185L69 182L68 186ZM260 193H264V187H261L258 192L254 193L252 197L249 198L248 204L252 202ZM127 195V190L125 188L120 189L118 195ZM5 197V187L3 181V170L0 168V205H2ZM70 198L65 197V193L61 191L55 192L50 202L48 203L46 211L50 214L53 212V206H55L56 212H59L60 206L65 202V199ZM233 195H228L225 203L232 200ZM113 204L116 203L114 200ZM111 207V205H109ZM215 207V206H214ZM248 205L245 204L243 210L240 212L241 220L244 219V213L247 211ZM3 215V208L0 207V216ZM231 223V221H229ZM227 227V226H226ZM239 234L235 237L233 243L228 244V251L225 252V260L223 264H245L246 253L244 251V238L242 235V227L240 223L235 225ZM40 231L44 233L46 237L51 240L49 244L48 240L43 241L42 244L36 245L31 249L32 255L28 256L29 260L33 259V256L39 255L41 251H44V245H48L51 249L57 247V239L63 240L64 234L62 232H51L47 228H43ZM126 231V229H124ZM225 233H221L218 239H223ZM80 237L77 236L76 240L69 245L66 249L68 254L73 252V249L77 246ZM6 235L0 230V251L7 247ZM221 245L219 243H214L209 251L203 256L201 264H213L217 260ZM91 245H89V253H91ZM164 251V242L161 240L159 244V252L151 259L150 264H159V260L162 257ZM194 252L198 253L200 251L199 242H197L194 247ZM183 252V245H181L180 254ZM61 256L64 253L60 254ZM53 256L52 251L46 252V258L41 262V264H47V258ZM228 257H231L230 259ZM57 259L59 257H56ZM179 255L177 256V259ZM194 259V258H193Z\"/></svg>","mask_w":264,"mask_h":264}]
</instances>
